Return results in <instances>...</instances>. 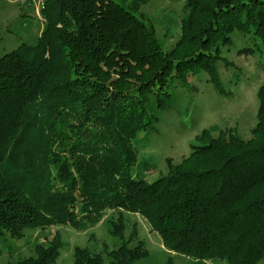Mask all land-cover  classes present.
<instances>
[{
    "label": "trees",
    "instance_id": "1",
    "mask_svg": "<svg viewBox=\"0 0 264 264\" xmlns=\"http://www.w3.org/2000/svg\"><path fill=\"white\" fill-rule=\"evenodd\" d=\"M147 0H43L35 43L0 56V238L27 228L99 223L120 238L105 255L75 246L71 264H134L148 255L125 213L139 214L174 253L198 264L264 258V81L252 136L205 129L198 144L152 181L133 146L156 130L171 87L204 70L223 91L216 63L232 32L260 39L264 0H185L181 33L165 51L141 6ZM146 166V167H145ZM60 231L9 264H56Z\"/></svg>",
    "mask_w": 264,
    "mask_h": 264
},
{
    "label": "rangeland",
    "instance_id": "2",
    "mask_svg": "<svg viewBox=\"0 0 264 264\" xmlns=\"http://www.w3.org/2000/svg\"><path fill=\"white\" fill-rule=\"evenodd\" d=\"M42 3L43 0H0V56L22 43L36 42L44 27L40 13ZM184 4L185 0H147L141 6V11L153 22L165 51H169L180 37ZM231 36V45L223 48L226 58L216 63L223 91L215 88L204 70L191 77L187 85L174 83L169 106L156 110V130L141 133L134 139L133 146L139 161L147 166L145 176L149 181L167 172L168 159L177 164L187 156L191 146L199 143L196 136L205 129L232 128L244 139L252 136L251 131L257 123L258 90L264 81V53L256 49L252 54H240L243 48L260 47L257 45L260 39L238 30ZM212 134L217 135L218 131ZM117 217V211L108 210L103 219L89 229L49 225L27 228L22 238L5 234L0 238V264L33 255L35 245L50 240L58 230L63 247L56 264H71L75 246H86L94 253L105 255V247L115 249L121 242L110 232L108 222ZM123 219L126 237L137 228L132 245L142 240L148 250V255L134 264H198L192 257L168 250L159 233L151 231L141 215L125 213ZM104 264H108L107 259ZM208 264L228 263L214 260ZM258 264H264V258Z\"/></svg>",
    "mask_w": 264,
    "mask_h": 264
}]
</instances>
